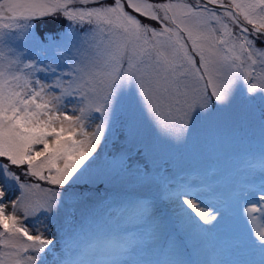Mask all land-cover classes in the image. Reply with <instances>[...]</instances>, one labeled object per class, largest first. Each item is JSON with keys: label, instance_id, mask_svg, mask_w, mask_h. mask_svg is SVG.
Instances as JSON below:
<instances>
[{"label": "snow or ice", "instance_id": "snow-or-ice-1", "mask_svg": "<svg viewBox=\"0 0 264 264\" xmlns=\"http://www.w3.org/2000/svg\"><path fill=\"white\" fill-rule=\"evenodd\" d=\"M238 101L259 111V147L229 156L201 130ZM125 111L137 157L155 163L158 142L224 155L242 181L213 167L169 188L126 154L98 171ZM98 181L114 195H70ZM126 185L163 186L202 258H185L152 198H118ZM260 220L264 0H0V264H264Z\"/></svg>", "mask_w": 264, "mask_h": 264}, {"label": "rangeland", "instance_id": "rangeland-1", "mask_svg": "<svg viewBox=\"0 0 264 264\" xmlns=\"http://www.w3.org/2000/svg\"><path fill=\"white\" fill-rule=\"evenodd\" d=\"M129 119L128 112H123L119 121L116 123L113 134L109 136L106 133L105 141H102L100 148L97 150L99 159L97 161L96 169L104 170L109 166V163L114 159L119 158L122 154L131 157L128 163L132 165L133 170L139 166L141 168L147 164V171L150 175H168L172 180L169 188H174L176 182H189L193 185H201L203 174L206 169L218 167L220 171L217 172V179L223 181L226 177L233 185L239 184L243 179V173L238 171L239 164L235 160L227 159L224 155H220L217 159V154L208 156H200L191 148H174L163 142L159 143V148L156 154L155 163L147 157H137L136 149L129 144L126 136L125 122ZM258 120L259 111L246 109L239 101L231 110L224 112L211 124H205L201 130V142L205 139L215 137L220 141L225 152L229 156L236 151L243 152L246 148L251 147L258 149ZM146 136H151V130L143 129ZM225 169L229 171L226 172ZM48 187V185H43ZM99 188V191L97 190ZM70 195L81 197L87 203L92 202L98 197H106L114 195L113 193H105L103 191V184L99 181L96 184L84 183L74 185L70 189ZM167 190L153 185L151 188H145L140 185H126L119 193L118 198L127 196H147L152 198L160 210L162 217L166 219V223L170 229L175 228L177 234L184 237L183 247L186 249L185 258L192 260L201 259V255L194 246L192 240L187 236L185 230L175 222L173 215L174 205L171 204L165 197ZM209 202L214 203L213 194H207ZM72 201H69L71 205ZM264 223V220L257 222ZM230 230L217 231L214 236L217 242L228 238Z\"/></svg>", "mask_w": 264, "mask_h": 264}, {"label": "bare ground", "instance_id": "bare-ground-1", "mask_svg": "<svg viewBox=\"0 0 264 264\" xmlns=\"http://www.w3.org/2000/svg\"><path fill=\"white\" fill-rule=\"evenodd\" d=\"M98 122V121H97Z\"/></svg>", "mask_w": 264, "mask_h": 264}]
</instances>
